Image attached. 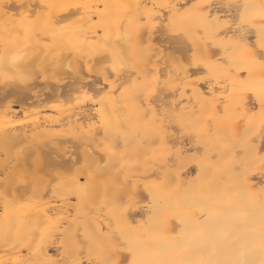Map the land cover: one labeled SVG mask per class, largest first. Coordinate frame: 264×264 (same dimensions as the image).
Segmentation results:
<instances>
[{
  "label": "snow or ice",
  "instance_id": "snow-or-ice-1",
  "mask_svg": "<svg viewBox=\"0 0 264 264\" xmlns=\"http://www.w3.org/2000/svg\"><path fill=\"white\" fill-rule=\"evenodd\" d=\"M16 2L0 83L69 92L48 105L60 131L0 147L17 254L0 264H264V189L247 185L264 176V0ZM223 216L260 230L222 243Z\"/></svg>",
  "mask_w": 264,
  "mask_h": 264
},
{
  "label": "bare ground",
  "instance_id": "bare-ground-1",
  "mask_svg": "<svg viewBox=\"0 0 264 264\" xmlns=\"http://www.w3.org/2000/svg\"><path fill=\"white\" fill-rule=\"evenodd\" d=\"M238 3H244L245 0H233ZM7 3V8L0 9V44L3 41L10 38L14 39L17 32L14 29H18L23 23L19 15L20 9L17 6L16 0H4ZM120 3H135L136 0H117ZM144 2V0H140ZM151 3V0H147ZM159 2V0H157ZM235 2V3H237ZM258 2V0H257ZM221 14L224 9L220 10ZM233 13L236 9L231 10ZM213 14H216L215 11ZM35 43V40H33ZM41 41L40 46L44 44ZM38 55L43 58L44 52L37 49ZM65 71L67 69L65 68ZM69 88L62 84H57L55 80L43 81L40 79L33 80L29 84L22 85L15 82H10L5 85L0 83V147L3 146V142L7 140L10 145H15L19 147L21 142H31L33 138L37 140H42L48 135L60 131L61 128H57L54 124V120L57 116L55 109L48 107L49 104L55 103L56 98L63 93V95H68ZM12 101V104H18L17 109L20 107L21 112H17L11 105V108L5 114L3 111V106L8 105V102ZM254 101L249 102L247 107H251ZM5 104V105H2ZM27 104V105H25ZM15 105V106H16ZM32 106H34L32 108ZM20 110V109H19ZM27 112L28 115L25 116L24 113ZM22 121V123H20ZM15 147L11 149L12 154L15 153ZM3 157H0V167L3 166ZM195 173L189 171L187 175L180 177L181 180L187 182L193 180ZM203 179V177L201 178ZM225 183H240V178H230L226 175L222 177ZM248 190L256 195L261 193V189H264V176L259 174L258 169L251 170L248 174L247 180ZM45 201L52 204L56 203L55 199L49 201V197H44ZM11 212V209L9 210ZM3 216L2 207H0V217ZM139 219V217H137ZM216 228L221 235H227V241H222V243H227L236 237H243L246 233L250 231H255L256 233L260 230V225L258 223V217L256 222L251 221L245 222L243 219L237 216H223L216 221ZM13 243V241H9ZM59 244V241H56ZM52 254H55V248L52 249ZM23 255H27L26 252ZM227 255V249L220 256L224 258ZM17 259V254L13 252L7 245H5L0 239V260L8 261Z\"/></svg>",
  "mask_w": 264,
  "mask_h": 264
},
{
  "label": "rangeland",
  "instance_id": "rangeland-1",
  "mask_svg": "<svg viewBox=\"0 0 264 264\" xmlns=\"http://www.w3.org/2000/svg\"><path fill=\"white\" fill-rule=\"evenodd\" d=\"M235 2H237V1H234V3H235ZM237 3H238V2H237ZM222 10H223V9H222ZM62 85H63V84H62ZM2 105H5V104H2ZM12 105H14V104H12ZM15 105H16V104H15ZM15 105H14L13 107H14V108L16 107L15 109H17L18 104H17L16 106H15ZM25 105H27V104H25ZM49 105H50V104H49ZM33 107H34V106H32V108H33ZM19 109H20V110H19ZM19 111H20V112L22 111L20 107L17 109V112H19Z\"/></svg>",
  "mask_w": 264,
  "mask_h": 264
}]
</instances>
